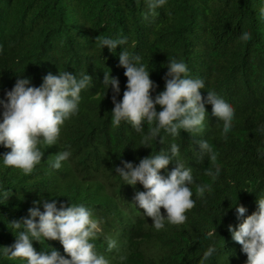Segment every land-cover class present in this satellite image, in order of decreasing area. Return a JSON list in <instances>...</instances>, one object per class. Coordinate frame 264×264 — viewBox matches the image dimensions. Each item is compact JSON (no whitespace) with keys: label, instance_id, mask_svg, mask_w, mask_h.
<instances>
[{"label":"trees","instance_id":"1","mask_svg":"<svg viewBox=\"0 0 264 264\" xmlns=\"http://www.w3.org/2000/svg\"><path fill=\"white\" fill-rule=\"evenodd\" d=\"M262 6L264 0H167L146 15L145 0H0V98L21 75L32 86L59 70L92 77L80 93L77 114L61 126L57 144L38 145L43 155L31 173L0 166V190H11L6 199L0 195V246L15 239L11 222L26 216L32 202L43 198L91 208L101 228L91 242L109 264H200L210 245L216 251L204 264H245L246 254L231 239L228 225L234 228L243 219L232 207L236 202L247 216L256 210L257 197H264V156L257 151L264 147V134L258 131L264 123ZM244 30L251 33L246 41L239 39ZM104 36L127 37L121 47L139 55L150 70L156 84L153 96L163 89L167 60H182L189 76L204 80L202 98L212 90L231 104V131L226 137L221 134L222 121L211 115L210 104H205L201 129L181 130L176 137L161 131L163 143L158 136L148 147L141 146L140 134L129 125L112 127L113 92L102 85L104 72L119 81L117 101L127 78L118 64L120 46L113 52L97 47V39ZM201 139L212 145L215 162L198 151ZM173 142L191 167L195 203L182 224H166L157 231L133 201L134 192L143 191V186L123 184L114 169L122 167V160L138 163ZM65 145L70 157L59 169L51 168L50 161ZM6 151L0 146V154ZM216 165L220 172L211 180L204 169ZM160 172L167 175L164 169ZM196 183L210 184V191L197 196ZM106 237L116 241L112 250H107ZM32 245L38 252L51 247L67 257L58 240H34ZM0 264L24 261L0 256Z\"/></svg>","mask_w":264,"mask_h":264},{"label":"clouds","instance_id":"2","mask_svg":"<svg viewBox=\"0 0 264 264\" xmlns=\"http://www.w3.org/2000/svg\"><path fill=\"white\" fill-rule=\"evenodd\" d=\"M167 0H145L147 14L164 6ZM260 19H264V6L259 9ZM249 31H242L239 39L250 38ZM125 36H104L97 39V47L107 46L113 52L120 46L118 64L123 67L126 76V87L122 98L119 81L110 72L103 76L102 85L106 91L111 87L113 92L111 113L112 127L123 122L141 136V146L159 136L163 143L161 131L172 137L180 135L181 130L192 133L203 127L205 104L211 105V115L222 121L221 134L226 135L232 129L234 109L223 97L212 90L202 98L200 89H205L202 78L188 75L186 64L175 58L167 60L163 77L164 86L153 96L156 84L150 79L149 71L139 55L131 54L127 48ZM92 77L86 72L77 76L69 71L51 72L42 77L39 86H32L29 78L17 76L10 90H5L4 98H0V146L9 151L0 154V166L32 172L39 164L43 152L38 145H56L61 126L71 116L77 114L81 91L88 88ZM105 91V92H106ZM160 109L157 110L156 106ZM264 134V123L258 126ZM200 153H207L215 162L216 153L207 140L197 141ZM264 156V147L257 149ZM71 151L68 145L59 150L49 166L59 169L61 162L68 160ZM172 163L174 167L168 170ZM114 171L120 179L133 187L139 183L143 191L134 192L133 201L142 209L145 217L151 218V224L157 231L165 225H178L186 220V211L194 206L192 185L195 183L191 167L186 166L180 156L179 145L171 143L167 150L159 151L139 159L138 163L121 161ZM164 169L167 175H162ZM220 167H207L204 175L215 180ZM210 191V184H195V194L203 196ZM11 190H0L6 199ZM27 210V215L11 222L16 229L15 239L9 246H0V256L21 258L24 264H109L103 254L98 253L91 242L101 232L100 221L93 216L92 209L83 203L58 202L55 199L35 200ZM257 208L250 215L244 216L245 207L238 202L234 210L237 218L243 219L233 226L228 225L231 239L241 245V252L246 254L245 264H264V197H257ZM163 207L164 213H161ZM42 209V210H41ZM224 214V213H223ZM216 231V230H215ZM208 235H211L209 233ZM58 240L63 247L61 255L55 248H44L39 252L32 241ZM107 250L116 247V241L106 237ZM216 251L210 245L203 251L200 264ZM123 260L124 257H119Z\"/></svg>","mask_w":264,"mask_h":264}]
</instances>
